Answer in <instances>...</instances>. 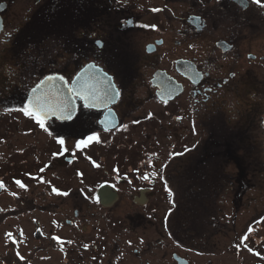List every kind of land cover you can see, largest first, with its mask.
I'll list each match as a JSON object with an SVG mask.
<instances>
[{"label":"flooded vegetation","instance_id":"flooded-vegetation-1","mask_svg":"<svg viewBox=\"0 0 264 264\" xmlns=\"http://www.w3.org/2000/svg\"><path fill=\"white\" fill-rule=\"evenodd\" d=\"M87 66L107 74L102 91L73 84ZM47 75L98 106L75 99L87 115L40 128L21 109ZM108 78L120 95L105 100ZM103 135L116 163L96 148ZM0 182L6 253L91 254L93 238L75 232L94 215L102 264H151L161 249L157 264H196L181 251L223 232L238 253V205H264V0H0ZM100 187L117 195L109 205ZM35 212L54 214L47 228ZM167 217L187 240L142 254L141 227Z\"/></svg>","mask_w":264,"mask_h":264},{"label":"rangeland","instance_id":"rangeland-1","mask_svg":"<svg viewBox=\"0 0 264 264\" xmlns=\"http://www.w3.org/2000/svg\"><path fill=\"white\" fill-rule=\"evenodd\" d=\"M101 142L98 141L96 148L104 150L103 154L107 156V163L117 161L115 157L114 150L109 149L106 150L105 153V135L100 137ZM104 147V148H103ZM52 204H47L46 209H52ZM237 212V239L236 243L239 246L238 253H233L230 251L229 244L232 240L233 236L225 235L223 232L221 235H206L204 238V242L201 244V250H198V242L195 238L194 245L196 248L192 249L193 251H181L184 255L193 261L196 264H207L210 261L212 264H264V205L263 204H247V205H238ZM33 212V211H32ZM37 216L45 224L47 228L48 221L54 214L50 212L38 213ZM259 214V215H257ZM35 215V214H34ZM92 217L88 227L85 231L75 232L78 238H93L92 249L93 252L82 253L76 250L75 244L71 245V249L73 250L70 253H63L58 250H48V251H37L36 248H30L31 252L21 253L18 256L17 253H6V240L5 236H3L6 229V224H0V264L4 261H9L11 264H22L25 263L29 257H31L33 262H36L40 256V258L44 261V264H102V251L104 244V237L101 236L104 228V220L98 215ZM256 218V219H255ZM53 224L54 221H51ZM250 223V224H249ZM141 227V237L142 240L147 244L150 242L148 246L142 245V242H137L135 245L137 246L141 253L149 250H153L155 246L167 245L169 235L176 240H179V237L186 238L187 234L183 231L182 226L174 220H171L167 217L165 220H156L150 221L149 223H144ZM249 224V225H247ZM109 244H114L112 242V238L109 241ZM33 246V245H30ZM191 246V244H190ZM191 248H193L191 246ZM75 249V250H74ZM36 250V251H35ZM35 251V252H32ZM158 251V250H157ZM196 251H199L198 253ZM164 254L162 249L156 253V255L152 258H148L152 261L151 264H157L158 255ZM78 254L81 255V258L78 257ZM144 254V253H142ZM9 256V258L7 257ZM25 256V260L22 258ZM111 256H109L110 258ZM118 256H114V259L117 260ZM141 259L147 260L146 257H142ZM127 262L136 263L137 258H133L129 254L126 256ZM236 260V262H235ZM22 261V263H21ZM106 263V261H105Z\"/></svg>","mask_w":264,"mask_h":264},{"label":"snow or ice","instance_id":"snow-or-ice-1","mask_svg":"<svg viewBox=\"0 0 264 264\" xmlns=\"http://www.w3.org/2000/svg\"><path fill=\"white\" fill-rule=\"evenodd\" d=\"M256 3H259V0H255ZM107 74H105L106 76ZM61 80H63V77H60ZM66 83V82H65ZM38 87V86H37ZM33 93H36L37 88L32 89ZM69 91L73 93L72 97H69L67 100H65L58 108L53 107L51 105H47L43 102H41L39 97H35V103H33L32 100L29 101V104L32 107H25L21 109L26 115L29 117H35L38 125L40 128H45V120L46 118L51 116H57L60 120H67V121H75L81 119L82 116L87 115V113L84 112H78L77 105L75 104V99L83 100L84 103L82 107L84 109L89 108H95L97 107V99L98 97L94 96L92 93H90L88 90H75L72 88H69ZM120 95L119 89L116 88L114 84L111 83L110 78H108V87L103 91V96L105 100H110L116 96ZM106 106V105H105ZM97 136L95 134L90 135L87 137V139H81L78 142H75L74 147L81 148L85 145H87L89 142L96 140ZM58 143L60 145H64L65 140L64 138H59ZM43 171V169L41 170ZM155 175V173H153ZM145 179L148 178L147 174L144 177ZM21 187H24V185L20 182H16ZM0 187H2V182H0ZM54 192L58 191L57 189H53ZM63 195H67V193H63Z\"/></svg>","mask_w":264,"mask_h":264},{"label":"water","instance_id":"water-1","mask_svg":"<svg viewBox=\"0 0 264 264\" xmlns=\"http://www.w3.org/2000/svg\"><path fill=\"white\" fill-rule=\"evenodd\" d=\"M104 80L105 74L101 71L100 68L94 66H87L78 74L73 84L92 88L93 91H102L104 89ZM33 88H37L36 93H33ZM33 88L30 91L29 98L33 101V103H35V97H39L41 102L58 108L65 100L69 98L68 90L65 87V82L61 80L60 77L57 75L45 76ZM104 191L105 188L100 187L98 193L101 197L103 205H109L110 202L105 203V197H109L108 199L110 201H114L117 195L114 192H110L109 194L105 195ZM174 258L180 261V264L181 261H186L185 259L177 256L176 254L174 255Z\"/></svg>","mask_w":264,"mask_h":264}]
</instances>
